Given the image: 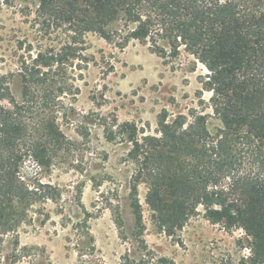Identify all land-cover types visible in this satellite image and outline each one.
<instances>
[{
	"label": "rangeland",
	"instance_id": "1",
	"mask_svg": "<svg viewBox=\"0 0 264 264\" xmlns=\"http://www.w3.org/2000/svg\"><path fill=\"white\" fill-rule=\"evenodd\" d=\"M20 8L0 4V104L24 115L23 150L45 152L50 166L17 161L37 193L0 197V222L9 221L0 228V264H251L242 229L211 223L200 206L167 234L146 202L149 185L131 188L140 165L130 154L133 134L159 136L165 111L169 121L212 113L206 67L184 51L166 58L139 40L120 48L95 33L73 56L64 27Z\"/></svg>",
	"mask_w": 264,
	"mask_h": 264
},
{
	"label": "trees",
	"instance_id": "2",
	"mask_svg": "<svg viewBox=\"0 0 264 264\" xmlns=\"http://www.w3.org/2000/svg\"><path fill=\"white\" fill-rule=\"evenodd\" d=\"M11 1L64 27V49L73 56L95 33L120 48L139 40L166 58L184 51L206 67L203 89L212 94V113H178L169 121L165 111L159 136L140 141L132 133L130 154L140 165L131 188L149 185L146 202L160 230L172 234L203 206L211 223L242 229L251 264H264V0ZM209 117L217 122L213 130ZM24 130V115L0 104V197L37 193L18 174L21 157L50 166L45 152L31 144L23 150ZM131 207L141 236L138 198Z\"/></svg>",
	"mask_w": 264,
	"mask_h": 264
}]
</instances>
